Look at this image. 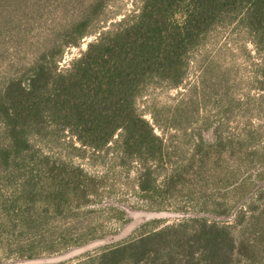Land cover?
Wrapping results in <instances>:
<instances>
[{
	"label": "trees",
	"instance_id": "trees-1",
	"mask_svg": "<svg viewBox=\"0 0 264 264\" xmlns=\"http://www.w3.org/2000/svg\"><path fill=\"white\" fill-rule=\"evenodd\" d=\"M119 1L0 0V264L98 240L101 250L60 264H264V0H139L108 25ZM217 32L254 45L259 121L236 135L196 121L184 129L191 151L168 170L169 149L138 101L151 86L182 87ZM87 37V50L61 68ZM200 84L229 96L227 74L214 67ZM184 112L181 103L151 115L180 130ZM57 150L112 155L114 165L93 175ZM130 194L140 201L123 199ZM132 211L180 218L146 220L127 237Z\"/></svg>",
	"mask_w": 264,
	"mask_h": 264
},
{
	"label": "rangeland",
	"instance_id": "rangeland-1",
	"mask_svg": "<svg viewBox=\"0 0 264 264\" xmlns=\"http://www.w3.org/2000/svg\"><path fill=\"white\" fill-rule=\"evenodd\" d=\"M138 1L139 0H120L114 5H111L108 9L111 22H109L108 25L112 22L120 21L124 18V15H129L136 10L137 3H139ZM94 39L95 37H87L81 42L78 48L73 47L68 49L61 63V68H66L73 59L79 57L83 51L87 50L89 42ZM257 58L254 45L243 35L238 36L228 32H217L210 37L204 47L192 56L189 75L182 87L178 89H167L151 86L144 96L139 99V110L143 112L145 118L153 124L155 132L164 139L169 149L172 159L170 158V160L167 161V165L165 166L166 169H171L180 156H184L191 151L193 145L192 140L188 137L189 133H186L184 129L186 130L187 127L189 129L196 121L214 124L215 128L220 127L221 131L230 135L238 134L245 124V120L258 123L259 116L257 111L254 110L253 103V97L257 95L258 92L255 90L253 84V78L256 73L254 64L257 62ZM204 67H214L218 74H227V78L229 79V96L225 98L226 100H221L222 93L225 91L221 86H215L213 93H210L208 88L206 89L208 93L203 92L200 81ZM195 86H197V89H194ZM202 94L203 96L206 95V97H202ZM192 99L198 101L196 102L199 107L195 113L192 112L193 115L191 116L190 109L193 106H188V104ZM220 101L221 103L219 104ZM181 103L186 105V112L183 113L185 118L182 119V128L180 130L174 128L163 129L155 125L153 116L151 115L154 108L159 109L161 107H167L173 110ZM207 133H205L206 136H208ZM56 152L62 157L72 158L76 164L82 165L86 171L93 175L106 174L112 170L114 165L112 155L104 160L97 157L93 160L89 155L83 158L78 156L75 152L73 154L70 150H57ZM136 172V166H134L132 177L137 175ZM123 199H127V201L133 205L136 204L137 201H140L137 196L131 194L125 195ZM130 214L132 218H134V222H132V225L128 227L126 231L127 235L125 236L127 237L132 235L133 231L140 227L146 220L166 219V222L169 224L177 222L178 218H180L179 214L173 212L162 213L163 216L160 218L153 217L156 213L147 214L144 212L132 211ZM123 231L124 230L118 231V233H123ZM105 245L87 253H95L105 247Z\"/></svg>",
	"mask_w": 264,
	"mask_h": 264
},
{
	"label": "water",
	"instance_id": "water-1",
	"mask_svg": "<svg viewBox=\"0 0 264 264\" xmlns=\"http://www.w3.org/2000/svg\"><path fill=\"white\" fill-rule=\"evenodd\" d=\"M161 216H163L162 213H156L154 214L153 217L160 218ZM106 243H107L106 240H98V241L88 243L84 246L74 248L66 253H63L57 256L24 260V261H19L15 264H60L63 262L73 260L76 257L82 256L95 248L105 245Z\"/></svg>",
	"mask_w": 264,
	"mask_h": 264
}]
</instances>
